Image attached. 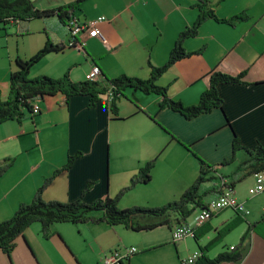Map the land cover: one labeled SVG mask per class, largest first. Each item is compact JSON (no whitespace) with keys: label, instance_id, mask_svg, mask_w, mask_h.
Listing matches in <instances>:
<instances>
[{"label":"crops","instance_id":"1","mask_svg":"<svg viewBox=\"0 0 264 264\" xmlns=\"http://www.w3.org/2000/svg\"><path fill=\"white\" fill-rule=\"evenodd\" d=\"M70 1L34 4L45 9ZM198 3L199 0H85L78 9L82 15L75 11L80 21L106 18L97 24L99 37L84 35L85 53L68 45L69 29L55 15L18 24L0 23V95L3 99L8 96L15 57L28 58L47 39L64 48L49 52L35 63L29 71L31 77H60L69 70L71 79L83 80L96 64L103 80L121 74L146 79L150 75L149 63H165L178 33L197 18ZM207 6L219 18L238 13L247 17L233 25L207 18L198 34L183 43L189 51L203 45L204 50L175 62L160 75L157 84L167 86L169 97L191 105L208 86L212 71L243 74L241 82L217 83L222 108L187 119L175 110L160 107L162 96L153 93L138 94V105L120 97L116 111L110 109L107 95L94 107H88L86 95L68 99L62 93L45 95L37 102L39 112L34 116L0 123V164L5 158H14L0 176V220L9 218L19 203L30 201L43 180L77 152L81 155L43 191L45 199L74 200L89 181L92 185L84 195L85 201L106 194L113 196L140 167L156 158L151 179L127 191L119 207L160 206L176 199L197 177L199 161L193 153L215 165V175L231 180L230 175L246 158L243 150L233 153L234 134L247 147L264 140V0H208ZM233 154L234 161L220 164ZM253 182L251 174L234 187L248 213L242 215L225 208L199 225V209H194L185 220L194 234L177 241L171 238V228L165 224L132 230L105 222L54 223L53 234L45 239L40 223L34 222L24 231V237L16 239L9 254L0 250V264H85L71 237V227L78 229L86 243V236L92 237L99 264L117 246L136 248L129 256V264H181L183 258L199 249L214 257L236 246L243 234V258L218 264H264V191L250 195L247 190ZM216 195H206L205 203ZM237 219L238 224L213 243L218 230ZM156 220L153 215H137L133 222ZM47 241L61 254V242L66 244L75 263L63 262Z\"/></svg>","mask_w":264,"mask_h":264},{"label":"trees","instance_id":"2","mask_svg":"<svg viewBox=\"0 0 264 264\" xmlns=\"http://www.w3.org/2000/svg\"><path fill=\"white\" fill-rule=\"evenodd\" d=\"M85 0H71L54 8H38L33 0H0V23L18 24L36 18H47L56 16L59 22L67 26V20L71 16H76L75 11ZM208 0H199V14L194 22L181 30L169 51L168 58L162 65H152L149 63L150 75L143 79L126 74L118 75L114 78L100 77L97 80H73L69 75V70L60 77H51L46 74H40L34 77L29 75L31 67L41 60L51 51H60L64 48L61 43H53L47 39L45 44L28 58L20 56L15 57L16 69L9 74V92L6 99L0 95V123L7 120L20 121L25 115L32 114V104L38 102L45 95H54L62 93L68 99L73 95L88 96V107H94L103 95H107L110 101V109L117 110V102L120 97L138 105V94H158L162 96L159 103L160 107H167L182 114L190 119L201 113H207L213 108H222L223 100L219 96L217 83L219 82H241L243 74L230 75L218 71H212L209 75V83L205 90L200 94L198 101L191 105H184L181 101L169 97L167 86L157 84V79L175 62L200 54L205 46L196 50L189 51L185 49L184 40L194 37L199 32V27L207 18L214 19L217 22H223L233 25L237 21L246 19L245 13H238L230 18H219L212 9L207 6ZM24 33H28L25 31ZM109 92L111 97H109ZM153 117V116H152ZM233 153L237 150H243L246 154L245 160L240 162L235 171L227 177L216 174V166L207 163L197 154L193 153L199 161V173L194 181L176 198L160 206H141L119 207L120 198L138 183H146L151 179V169L154 166L155 159L147 161L139 170L131 176L128 184L121 187L115 195L108 194L99 197L90 202L84 200V195L92 185L89 181L80 195L74 200L63 202L59 200H47L43 197V191L62 171L69 168L74 158L81 155L77 152L69 155L63 167L55 169L51 175L46 177L39 185L31 200L19 203L13 214L0 220V250L9 254L16 246V239L24 237V231L32 223L38 222L41 225V235L47 239L53 234L52 226L54 223L70 222L84 223L105 222L110 226L122 224L132 230L152 229L158 225L165 224L171 229L174 224H186V218L194 209H202L206 206L204 197L210 193L219 194L223 185L234 189L235 184L243 180L254 172L264 168V140L258 142L253 147L244 146L238 136L234 134L232 139ZM234 161V154L229 159H224L220 164L225 165ZM14 158H5L0 164V176L13 164ZM237 174H239L237 176ZM225 179L224 183L221 181ZM207 188V189H206ZM216 195V196H217ZM137 215H153L157 217L156 221L146 224L133 222ZM215 215V214H214ZM174 216V217H172ZM238 219L223 225L213 239L220 240L227 232L238 224ZM248 231V229H247ZM197 239V235H194ZM245 234L241 237L239 243L218 253L214 257H208L199 249V256L190 264H218L221 261H240L243 253L240 247L244 241ZM65 243V242H64ZM66 245V244H65ZM120 264H129V257L120 261Z\"/></svg>","mask_w":264,"mask_h":264},{"label":"built area","instance_id":"3","mask_svg":"<svg viewBox=\"0 0 264 264\" xmlns=\"http://www.w3.org/2000/svg\"><path fill=\"white\" fill-rule=\"evenodd\" d=\"M106 18L104 16H100L99 18H94L90 20L80 21L77 16H71L67 20V28L70 32V39L68 45L73 47L77 51H84L85 46V34L95 35L99 37L100 30L97 27V24L101 21H105ZM85 53V51L83 52ZM101 71L98 65L93 64L90 70L86 74V79L89 80H97L100 77ZM109 97H111V93L109 92ZM32 114H36L39 112V105L37 102L32 104ZM254 182L248 188V193L250 195H255L264 191V168L260 171L253 173ZM225 179L221 181L224 183ZM231 208L235 210L239 214H246L248 210L244 206V203L236 197L234 193V189L223 185L221 187L220 193L213 199L209 200L206 206L202 209H199L197 215V223L203 224L209 218H211L214 214L219 212L222 209ZM194 230L191 226L187 224H177L171 229V238L174 241L180 240L187 235H193ZM136 251L134 246L128 247H115L111 249L101 261V264H120V261L126 257H129ZM199 256V251H195L189 256L183 258L181 260V264H190Z\"/></svg>","mask_w":264,"mask_h":264},{"label":"rangeland","instance_id":"4","mask_svg":"<svg viewBox=\"0 0 264 264\" xmlns=\"http://www.w3.org/2000/svg\"><path fill=\"white\" fill-rule=\"evenodd\" d=\"M51 1L52 0H35L34 3H36L37 5H40V6H45V5H48V3H50ZM77 13L79 15L80 14L82 15V13L79 12V10L77 11ZM141 206H143V205H141ZM151 207H155V206H151ZM71 228H72L71 237H72L73 240H75L77 242V244H78V246H77L78 252L86 260V262L84 261L85 264H99L98 260H96L97 256H96L95 244H94V241H93L92 237L91 236H86L88 238L87 243H86L83 240V236L78 234V231H77L78 229L75 228V227H71ZM80 228H84V227H80ZM64 240L67 243V245L69 246V248L72 250V252L75 253L74 250L70 247V245L66 241V239H64ZM49 242L50 241H47V243L49 244L48 246H50V248L54 252H57L60 255V257H62L61 259L64 260L63 262H65L67 260H70V261H73L75 263L74 259L72 258L70 250L65 246V244H63L60 241L61 242V245H60L61 247H59V245H58V247L60 248V250L62 252V254H61Z\"/></svg>","mask_w":264,"mask_h":264}]
</instances>
